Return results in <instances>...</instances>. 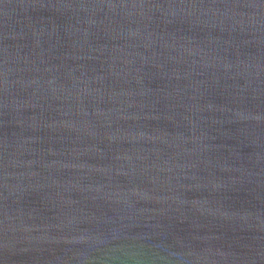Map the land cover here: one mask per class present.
Instances as JSON below:
<instances>
[{"label":"water","instance_id":"obj_1","mask_svg":"<svg viewBox=\"0 0 264 264\" xmlns=\"http://www.w3.org/2000/svg\"><path fill=\"white\" fill-rule=\"evenodd\" d=\"M0 264H264V0H0Z\"/></svg>","mask_w":264,"mask_h":264}]
</instances>
